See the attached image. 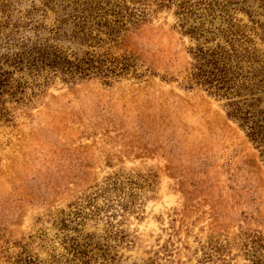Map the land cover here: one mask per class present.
Segmentation results:
<instances>
[{"label":"rangeland","instance_id":"1","mask_svg":"<svg viewBox=\"0 0 264 264\" xmlns=\"http://www.w3.org/2000/svg\"><path fill=\"white\" fill-rule=\"evenodd\" d=\"M116 4L145 16L116 41L95 27L97 46L72 38L74 15L111 20ZM193 25L198 39L185 33ZM231 41L261 59L246 74L264 76V0H0V53L33 42L130 53L138 72L109 83L42 75L25 101L7 102L0 264L25 250L40 264H82L67 260L66 235L90 244L88 264H264V147L228 117L227 98L190 84L192 48Z\"/></svg>","mask_w":264,"mask_h":264},{"label":"trees","instance_id":"2","mask_svg":"<svg viewBox=\"0 0 264 264\" xmlns=\"http://www.w3.org/2000/svg\"><path fill=\"white\" fill-rule=\"evenodd\" d=\"M119 9H113L114 19L105 18V14H91L88 16L74 15V27L71 36L80 40L88 46H97L105 41L98 34H94V27L98 32H105L109 40L116 41L120 34L127 29L129 24H137L145 15L133 11L127 5L116 4ZM182 13V12H180ZM200 27L190 26L185 33L198 39L201 33ZM229 30V29H228ZM239 30L234 34H239ZM231 48L223 43L215 46L205 47L200 44L192 48L195 63L190 83H196L211 94L218 97H225V107L229 118L237 121L245 130L249 139L258 148L264 147V111L261 109V95L257 90L264 84V76L256 73L257 69L251 66L249 73L244 71V63L254 64L260 62L256 51L245 48V52L240 51L231 41ZM246 58V59H245ZM137 72V58L133 54L124 53L116 56L111 52L94 53L86 50L81 55L68 54L57 45L33 42L31 44L22 43L17 51H7L0 53V118L11 120V111L7 107V102H23L28 97L27 89L30 86L29 78L37 81L40 76H44L48 83L55 75L60 74L64 81L77 82L84 79L100 76L107 83L113 79ZM18 74V75H17ZM250 78V79H249ZM254 82L249 85L247 80ZM194 81V82H193ZM43 84V83H42ZM40 82H35L34 86H40ZM244 90L250 92L246 96ZM260 90V89H259ZM33 91L30 96L35 95ZM258 94V95H257ZM235 97H243L236 99ZM264 153V148L262 149ZM91 199L89 205H91ZM77 218H83L84 210L80 207L73 211ZM70 218H62L59 222L60 228L70 230ZM75 231H80L74 226ZM67 253L69 261L80 259L82 264H88L90 244H81L75 236L66 235ZM38 257L23 251L15 260V264H40Z\"/></svg>","mask_w":264,"mask_h":264}]
</instances>
